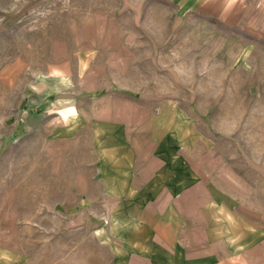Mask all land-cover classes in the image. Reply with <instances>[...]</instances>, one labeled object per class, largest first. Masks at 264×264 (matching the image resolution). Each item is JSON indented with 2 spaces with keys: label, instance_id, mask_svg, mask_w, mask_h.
Wrapping results in <instances>:
<instances>
[{
  "label": "rangeland",
  "instance_id": "obj_1",
  "mask_svg": "<svg viewBox=\"0 0 264 264\" xmlns=\"http://www.w3.org/2000/svg\"><path fill=\"white\" fill-rule=\"evenodd\" d=\"M151 154L264 264V0H0V264H124Z\"/></svg>",
  "mask_w": 264,
  "mask_h": 264
},
{
  "label": "crops",
  "instance_id": "obj_2",
  "mask_svg": "<svg viewBox=\"0 0 264 264\" xmlns=\"http://www.w3.org/2000/svg\"><path fill=\"white\" fill-rule=\"evenodd\" d=\"M165 169V164L151 154L148 159L137 160L129 172H122L130 187L125 194L117 195H136L134 204L145 217H156L137 221L134 233L118 241L126 259L123 263L235 264L226 259L218 236L209 233L208 226L218 223V204L191 186L165 195L167 179L162 175ZM167 201L171 203L172 223L163 219L167 213L162 206ZM208 248L210 251L202 250Z\"/></svg>",
  "mask_w": 264,
  "mask_h": 264
}]
</instances>
